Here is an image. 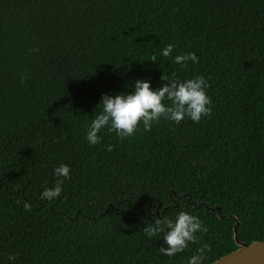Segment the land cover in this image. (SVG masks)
Masks as SVG:
<instances>
[{
    "label": "trees",
    "instance_id": "trees-1",
    "mask_svg": "<svg viewBox=\"0 0 264 264\" xmlns=\"http://www.w3.org/2000/svg\"><path fill=\"white\" fill-rule=\"evenodd\" d=\"M169 43L198 63L161 57ZM173 74L207 80L210 116L89 146L102 94ZM60 164L70 178L42 200ZM152 206L207 230L165 256L142 231ZM237 222L264 241V0H0V264H186L205 247L211 264L238 249Z\"/></svg>",
    "mask_w": 264,
    "mask_h": 264
},
{
    "label": "clouds",
    "instance_id": "clouds-1",
    "mask_svg": "<svg viewBox=\"0 0 264 264\" xmlns=\"http://www.w3.org/2000/svg\"><path fill=\"white\" fill-rule=\"evenodd\" d=\"M173 49L174 45L169 43L160 50L159 55L172 57ZM172 60L181 68L187 67L189 62L198 63L194 52L177 54ZM150 61L155 63L157 55L153 54ZM160 79L168 82L154 89L148 80L136 79L131 83L130 91L102 94L97 105L100 110L91 120L85 135L89 146L101 143L99 133L104 129L124 140L132 137L140 124L147 132L161 118L177 124L185 118L198 123L202 117L211 115V98L207 94L209 84L203 76L196 75L180 81L173 74L172 77L161 75ZM165 100L169 103L165 104ZM108 150H111V146ZM53 175L57 179L53 187H44L40 193L42 200L51 201L60 197L64 181L70 178V168L60 164L53 168ZM147 211L154 219L142 231L148 238H161L162 246L158 251L168 257L184 252L190 243L196 242L198 233L207 230L198 216L183 210L178 211L174 219L161 218L155 206ZM205 252L206 247L199 249L187 259L186 264H204ZM7 259L9 264H15L14 255H9Z\"/></svg>",
    "mask_w": 264,
    "mask_h": 264
},
{
    "label": "water",
    "instance_id": "water-1",
    "mask_svg": "<svg viewBox=\"0 0 264 264\" xmlns=\"http://www.w3.org/2000/svg\"><path fill=\"white\" fill-rule=\"evenodd\" d=\"M197 207L199 208L200 205ZM215 210L219 213L220 207L217 206ZM237 225L238 222L233 228V237L238 249L211 264H264V241H254L250 244L240 242L237 237Z\"/></svg>",
    "mask_w": 264,
    "mask_h": 264
}]
</instances>
